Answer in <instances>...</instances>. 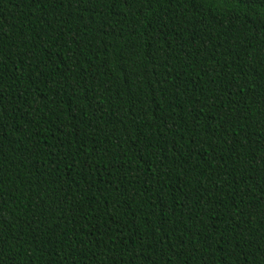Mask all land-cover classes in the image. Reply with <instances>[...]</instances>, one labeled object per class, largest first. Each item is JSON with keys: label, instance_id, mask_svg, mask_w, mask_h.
<instances>
[{"label": "trees", "instance_id": "trees-1", "mask_svg": "<svg viewBox=\"0 0 264 264\" xmlns=\"http://www.w3.org/2000/svg\"><path fill=\"white\" fill-rule=\"evenodd\" d=\"M0 264H264V0H0Z\"/></svg>", "mask_w": 264, "mask_h": 264}, {"label": "snow or ice", "instance_id": "snow-or-ice-1", "mask_svg": "<svg viewBox=\"0 0 264 264\" xmlns=\"http://www.w3.org/2000/svg\"><path fill=\"white\" fill-rule=\"evenodd\" d=\"M125 2H127V0H125Z\"/></svg>", "mask_w": 264, "mask_h": 264}]
</instances>
